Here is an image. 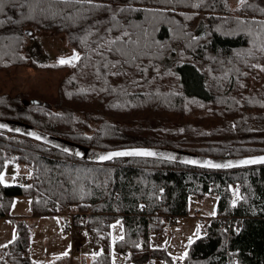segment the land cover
<instances>
[{
	"label": "trees",
	"instance_id": "trees-1",
	"mask_svg": "<svg viewBox=\"0 0 264 264\" xmlns=\"http://www.w3.org/2000/svg\"><path fill=\"white\" fill-rule=\"evenodd\" d=\"M116 5L168 9L117 15L139 41L140 54L131 63L104 48L99 55L96 41L105 34L88 26L106 20L104 12L73 21L52 16L62 5L41 12L47 2L6 3L0 70L40 65L26 49L29 27L65 34L81 59L68 64L70 72L51 98H39L44 105L31 103L33 90H0V118L100 150L168 147L220 158L264 153V69L255 67L264 66V26L258 23L264 21V0H235L234 8L230 0H115ZM120 34L113 29L106 38ZM8 163L24 165L31 174L28 184L0 181L1 215L22 195L31 198L36 216L73 214L98 251L91 264H113L111 223L117 218L125 230L115 243L118 252L135 264L147 263L151 233L167 229V216L188 215L193 195L216 196L217 212L208 233L191 242L184 264H225L228 249L232 264H264V165L216 171L148 158L96 164L0 131V174ZM236 188L241 201L233 204ZM17 227L0 264H45L30 256V225L21 221Z\"/></svg>",
	"mask_w": 264,
	"mask_h": 264
},
{
	"label": "rangeland",
	"instance_id": "rangeland-1",
	"mask_svg": "<svg viewBox=\"0 0 264 264\" xmlns=\"http://www.w3.org/2000/svg\"><path fill=\"white\" fill-rule=\"evenodd\" d=\"M230 4L234 8L235 0H230ZM26 49L32 60L40 65L21 66L9 73L0 70V90L15 93L33 90V99L51 98L50 95L56 93L60 80L70 72L68 64L61 66L58 61L61 57L65 58L73 53L72 45L63 33L38 32L29 27ZM30 174V168L8 163L0 174L4 177L1 183H19V179L23 176L29 177ZM236 192H240L239 188L235 189L234 193ZM1 207L0 199V257L4 254L6 244L17 237V226L21 221H26L32 229L30 256L36 263L61 261L70 264H91L96 257L98 251L89 244L85 232L66 230L64 219L58 216L34 215L30 197H15L4 207V216L1 215ZM189 207V214L178 216L173 230L151 233L150 247L153 254L145 264L150 261L155 264H184V259L174 257H179L184 252L189 253V240L193 241L202 236V229L210 221V216L216 217L217 197L207 196L200 199L193 195L190 197ZM111 233L113 264H135L126 252H118L116 248V241L125 234L122 219L112 221ZM65 252L68 254L63 255Z\"/></svg>",
	"mask_w": 264,
	"mask_h": 264
},
{
	"label": "snow or ice",
	"instance_id": "snow-or-ice-1",
	"mask_svg": "<svg viewBox=\"0 0 264 264\" xmlns=\"http://www.w3.org/2000/svg\"><path fill=\"white\" fill-rule=\"evenodd\" d=\"M15 0H0V13H3L4 7L6 3H14ZM36 2L43 3L47 2L49 5L48 9L41 8V12H45L51 9V6L53 4L55 5H62L63 9H57L55 11H52V16L57 15H63L68 20H88L90 16L94 15L96 12H104L108 14L106 20H96L91 25H89V29L91 28H97V34L99 35V31L102 28L105 35L99 36V39L96 41L98 45L97 51L99 52L100 48L106 49L108 52H115L119 53L120 55L127 58L126 62H133L137 55H139V51L137 48V45L139 43L138 39L133 40L132 33L127 31L124 28V25L117 19V15L119 13H129V12H153V11H159L163 13L164 11H168V9H138V8H132V7H121L119 5H116V7H113V3L115 0H113V3H101L97 2V0H36ZM165 3L171 2V0H164ZM246 0H240L241 5L245 4ZM79 6V7H77ZM195 7H199V4L194 5ZM70 10V11H65ZM261 11H264V9H261ZM4 21H0V24H3ZM260 25L264 26V21L258 22ZM110 25V26H109ZM113 29H119L120 35H117L113 39H107L106 36L108 33H111ZM88 35H92V32L89 30ZM87 39V37H85ZM100 41H103L101 43ZM99 55L102 57L104 56V52H99ZM81 59L80 53L73 51V55L71 57L63 58L61 57L58 61L60 65L65 64H72L75 66V62L79 61ZM105 68L108 67V64L104 65ZM115 67V65H113ZM255 67H262L264 69V66L255 65ZM97 73H99V68H97ZM116 73H113L115 75ZM0 127H5V125H0ZM19 131V129H17ZM30 135L35 136V133H30ZM37 139H40L39 136L36 137ZM67 151V149H65ZM158 154L157 152L150 151L147 149H132L129 151H116V152H109L106 155H101L99 159L101 161L105 160H111L114 157H125V156H143V157H155ZM169 159H174V157H168ZM188 164H197L199 161L196 160H186L184 161ZM240 164H257V163H264V157H258L248 160H242L239 161ZM205 166L212 167V168H229L233 167V163L231 161L225 163V164H216L211 161H206ZM4 177L0 175V181H3ZM233 204H235V201H233ZM214 214V213H213ZM115 227V225H113ZM120 239H123L121 236ZM191 239L189 240V243L191 244ZM68 253L65 252L63 255H67ZM171 255V254H169ZM188 253L184 252L179 257H174V259L183 260L185 257H187Z\"/></svg>",
	"mask_w": 264,
	"mask_h": 264
},
{
	"label": "water",
	"instance_id": "water-1",
	"mask_svg": "<svg viewBox=\"0 0 264 264\" xmlns=\"http://www.w3.org/2000/svg\"><path fill=\"white\" fill-rule=\"evenodd\" d=\"M72 55L73 53L68 57H71ZM68 57H65V58L67 59ZM70 66H73V65L70 64ZM31 103L34 105H44V102L40 99H31ZM0 125H5V127H0L1 132L16 134V135H20V136L32 139L39 143L45 144L49 147L55 148L61 152L69 154L75 158H78V159H81L83 161L90 162V163H96V164H105L115 159H121V158H148V159L175 162V163L191 166V167L198 168V169L216 170V171H227V170L250 168V167H257V166L264 165V163H257V164H240L239 163V161H242V160L264 157V153L242 156V157L220 158V157L207 156V155L191 152L188 150L168 148V147L137 146V147H126V148H118V149H111V150H100V149H96V148L83 145L81 143L72 141L67 138L40 130L34 125H31L27 122H23L20 120L0 118ZM17 129H19V131H17ZM30 133H35L36 135L33 136V135H30ZM37 136H39L40 139H37L36 138ZM65 149H67V151H65ZM132 149H147V150L154 151L162 155H157L155 157H143V156L114 157L111 160H105V161H101L99 159L101 155H106L109 152L129 151ZM168 157H174V159H169ZM186 160H196V161H199V163L188 164L184 162ZM206 161H211L216 164H225L231 161L234 166L229 167V168H223V167L212 168V167L205 166Z\"/></svg>",
	"mask_w": 264,
	"mask_h": 264
},
{
	"label": "built area",
	"instance_id": "built-area-1",
	"mask_svg": "<svg viewBox=\"0 0 264 264\" xmlns=\"http://www.w3.org/2000/svg\"><path fill=\"white\" fill-rule=\"evenodd\" d=\"M19 183L20 184H28L29 183V178L26 176H23L21 179H19ZM233 201H235V204L239 203L241 201V194L240 192H236L233 195ZM232 201V203H233ZM73 214L69 215V216H65L63 217L64 219V227L66 230H69L71 232H74L76 230L80 231V232H84V229L80 226V223H78V225H76L74 223L73 220ZM177 218L178 216L175 215H170L166 217V224H167V229L168 230H173L175 224L177 223ZM223 229L226 231H229V225L227 223H225L223 225ZM208 233V227L207 225H205L202 229V234H207ZM231 250H227V260L225 264H232V259H231ZM149 264H155L154 262H150Z\"/></svg>",
	"mask_w": 264,
	"mask_h": 264
},
{
	"label": "crops",
	"instance_id": "crops-1",
	"mask_svg": "<svg viewBox=\"0 0 264 264\" xmlns=\"http://www.w3.org/2000/svg\"><path fill=\"white\" fill-rule=\"evenodd\" d=\"M48 216H49V215H48ZM50 216H58V217L62 218V216L59 215V214H57V215H50ZM212 216H213V215H211L210 218H212ZM43 217H44V216H43ZM210 218H209V219H210ZM189 246H190V245H189ZM150 262H153V261H150ZM49 263H54V264H70V263H67V262H62V263H61V261L49 262ZM49 263H48V264H49ZM45 264H47V263H45ZM80 264H81V262H80Z\"/></svg>",
	"mask_w": 264,
	"mask_h": 264
}]
</instances>
